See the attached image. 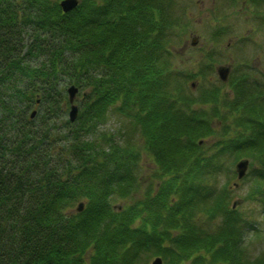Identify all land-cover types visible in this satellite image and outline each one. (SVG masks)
I'll return each mask as SVG.
<instances>
[{
  "label": "trees",
  "instance_id": "obj_1",
  "mask_svg": "<svg viewBox=\"0 0 264 264\" xmlns=\"http://www.w3.org/2000/svg\"><path fill=\"white\" fill-rule=\"evenodd\" d=\"M61 1L0 0V264H258L242 252L243 228L259 230L216 181L231 154L264 164L255 72L197 96L188 82L202 72L173 49L180 0ZM110 114L130 133L101 130Z\"/></svg>",
  "mask_w": 264,
  "mask_h": 264
},
{
  "label": "rangeland",
  "instance_id": "obj_2",
  "mask_svg": "<svg viewBox=\"0 0 264 264\" xmlns=\"http://www.w3.org/2000/svg\"><path fill=\"white\" fill-rule=\"evenodd\" d=\"M184 10L185 29L180 34L181 40H175L174 52H177L182 68L189 72H202L197 80H190L188 88L195 95H199L212 82H218L216 67L221 64L229 65L234 71L240 66L255 72L254 78L259 85H264V0H259V6H251L249 0H180ZM183 26V27H184ZM221 28L220 30H216ZM214 30L221 31L218 40L212 39ZM193 37L199 38L196 46L191 44ZM209 48L216 49L217 57L213 63L202 64ZM33 64H36L34 61ZM237 67V68H236ZM253 72V73H254ZM195 81V88L190 83ZM230 90L229 85L222 86ZM78 95L76 99H80ZM78 105L79 103L76 102ZM37 109V108H35ZM69 117V112L65 116ZM233 119L229 120V124ZM216 127L219 123L216 121ZM130 122L122 116L110 114L106 123L100 126L101 130L110 132L130 133ZM211 141V138L206 140ZM241 158L249 159L246 175L237 178L236 163ZM143 179H152L150 158L145 155L141 161ZM222 171L216 175L218 186L227 191V201L231 206L234 200H239L237 209L246 213L250 221L258 224L261 231L260 238L249 235L246 243L249 249H264V181L258 180V174L264 170V164L257 161L255 156L243 155L236 157L230 155L224 161ZM215 181V182H216ZM238 182V186L234 183ZM121 199H114L113 204L120 206ZM75 205L74 209H76ZM257 239L258 242H253ZM154 257H149L146 264H151ZM189 264V261L183 263Z\"/></svg>",
  "mask_w": 264,
  "mask_h": 264
},
{
  "label": "water",
  "instance_id": "obj_3",
  "mask_svg": "<svg viewBox=\"0 0 264 264\" xmlns=\"http://www.w3.org/2000/svg\"><path fill=\"white\" fill-rule=\"evenodd\" d=\"M78 0H62L61 1V7L65 12H68L70 10H72L73 8H75L78 4ZM193 44L197 43V37L193 38L192 41ZM218 74L220 76V79L223 81H227L228 80V76H229V68L226 66H220L218 68ZM192 86H195V83H192ZM78 91V88L75 85H71L68 88V93H69V101L71 103V109H70V119L71 121H74L78 115V106L76 104H74V100H75V96L76 93ZM35 114V111L33 112V115ZM248 164H249V160L248 159H242L240 160L237 164H236V170L238 172V177L242 178L245 173L246 170L248 168ZM237 204V202L235 201L233 203V207H235ZM84 203L80 202L77 210L80 211L83 209ZM152 264H164L163 263V259L161 257H156L153 261Z\"/></svg>",
  "mask_w": 264,
  "mask_h": 264
},
{
  "label": "flooded vegetation",
  "instance_id": "obj_4",
  "mask_svg": "<svg viewBox=\"0 0 264 264\" xmlns=\"http://www.w3.org/2000/svg\"><path fill=\"white\" fill-rule=\"evenodd\" d=\"M258 225V224H257ZM243 239H244V243H245V247H247V243L246 240L248 238L249 235L255 236L256 238L259 239V235H260V229L259 232L257 233L256 230L251 229L250 227H244L243 228ZM253 242H258L257 239H253ZM244 255H246L247 257H253L254 258V263H258V264H263L264 263V249H249L247 247V249H244V252H242ZM256 258V259H255ZM245 260V259H244ZM246 263H250L248 259L245 260Z\"/></svg>",
  "mask_w": 264,
  "mask_h": 264
}]
</instances>
